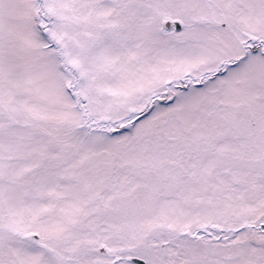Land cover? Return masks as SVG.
<instances>
[{"label": "snow or ice", "instance_id": "snow-or-ice-1", "mask_svg": "<svg viewBox=\"0 0 264 264\" xmlns=\"http://www.w3.org/2000/svg\"><path fill=\"white\" fill-rule=\"evenodd\" d=\"M0 264H264V0H0Z\"/></svg>", "mask_w": 264, "mask_h": 264}]
</instances>
